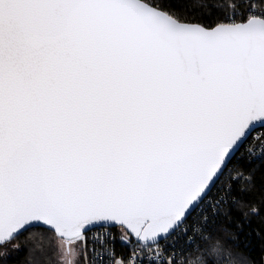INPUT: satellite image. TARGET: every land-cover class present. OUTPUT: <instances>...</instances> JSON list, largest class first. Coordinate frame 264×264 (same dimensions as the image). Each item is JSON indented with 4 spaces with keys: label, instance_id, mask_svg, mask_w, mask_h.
I'll return each instance as SVG.
<instances>
[{
    "label": "snow or ice",
    "instance_id": "6c2138e0",
    "mask_svg": "<svg viewBox=\"0 0 264 264\" xmlns=\"http://www.w3.org/2000/svg\"><path fill=\"white\" fill-rule=\"evenodd\" d=\"M0 264H264V0H0Z\"/></svg>",
    "mask_w": 264,
    "mask_h": 264
},
{
    "label": "built area",
    "instance_id": "2783aa9c",
    "mask_svg": "<svg viewBox=\"0 0 264 264\" xmlns=\"http://www.w3.org/2000/svg\"><path fill=\"white\" fill-rule=\"evenodd\" d=\"M255 149L259 152L261 150V145L259 143L256 144Z\"/></svg>",
    "mask_w": 264,
    "mask_h": 264
},
{
    "label": "trees",
    "instance_id": "16d2710c",
    "mask_svg": "<svg viewBox=\"0 0 264 264\" xmlns=\"http://www.w3.org/2000/svg\"><path fill=\"white\" fill-rule=\"evenodd\" d=\"M255 151H257V149H255ZM258 152V151H257ZM56 257H55V254H54V259H55Z\"/></svg>",
    "mask_w": 264,
    "mask_h": 264
}]
</instances>
